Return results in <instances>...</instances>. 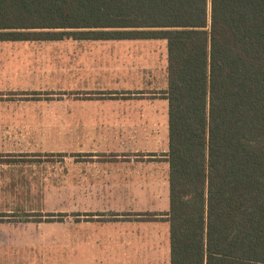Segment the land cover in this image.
Instances as JSON below:
<instances>
[{"label": "trees", "instance_id": "trees-1", "mask_svg": "<svg viewBox=\"0 0 264 264\" xmlns=\"http://www.w3.org/2000/svg\"><path fill=\"white\" fill-rule=\"evenodd\" d=\"M165 40L171 264H264V0H0V42Z\"/></svg>", "mask_w": 264, "mask_h": 264}, {"label": "crops", "instance_id": "crops-1", "mask_svg": "<svg viewBox=\"0 0 264 264\" xmlns=\"http://www.w3.org/2000/svg\"><path fill=\"white\" fill-rule=\"evenodd\" d=\"M75 41L83 45L0 52L6 55L0 63L10 64L0 72V92L70 91L108 103L107 109L76 112L102 120L92 126L106 129L109 157L78 166L74 191L82 206L74 222L61 221L66 228L74 224V244L66 246H74L76 264H171L167 42ZM27 65L34 66L28 73ZM138 104L144 111L133 110ZM130 133L139 136L135 143L126 141ZM164 135L165 144L159 141Z\"/></svg>", "mask_w": 264, "mask_h": 264}, {"label": "rangeland", "instance_id": "rangeland-1", "mask_svg": "<svg viewBox=\"0 0 264 264\" xmlns=\"http://www.w3.org/2000/svg\"><path fill=\"white\" fill-rule=\"evenodd\" d=\"M80 45L74 40L0 42V52ZM4 59L0 54V62ZM9 65L0 63V72ZM33 67L27 65L26 73ZM24 90L30 89L0 92V264H76L74 246H66L74 244V224L66 228L61 221L74 222L81 210L74 191L79 164L108 158L103 150L110 143L104 127L92 126L102 120L77 118L76 112L107 109L108 103L88 102L70 91ZM142 106L133 110L144 111ZM144 135L149 142L151 135ZM138 137L130 133L126 141ZM159 141L165 144L166 136Z\"/></svg>", "mask_w": 264, "mask_h": 264}]
</instances>
